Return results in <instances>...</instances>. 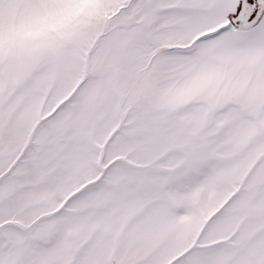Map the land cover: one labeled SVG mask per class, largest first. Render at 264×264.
<instances>
[{
  "label": "rangeland",
  "instance_id": "obj_1",
  "mask_svg": "<svg viewBox=\"0 0 264 264\" xmlns=\"http://www.w3.org/2000/svg\"><path fill=\"white\" fill-rule=\"evenodd\" d=\"M163 1L0 0V264H264V16Z\"/></svg>",
  "mask_w": 264,
  "mask_h": 264
},
{
  "label": "crops",
  "instance_id": "obj_2",
  "mask_svg": "<svg viewBox=\"0 0 264 264\" xmlns=\"http://www.w3.org/2000/svg\"><path fill=\"white\" fill-rule=\"evenodd\" d=\"M236 5L237 0H164L161 10L163 13L171 15L173 30L188 31L185 34H178V36L185 37L211 36L213 35L211 32L227 30L231 32L247 31L261 21L264 16L263 9L252 26L244 29L238 28L230 20Z\"/></svg>",
  "mask_w": 264,
  "mask_h": 264
},
{
  "label": "water",
  "instance_id": "obj_3",
  "mask_svg": "<svg viewBox=\"0 0 264 264\" xmlns=\"http://www.w3.org/2000/svg\"><path fill=\"white\" fill-rule=\"evenodd\" d=\"M255 1L237 0L236 9L230 16L234 26L244 29L252 26L257 21L264 9V2L261 0Z\"/></svg>",
  "mask_w": 264,
  "mask_h": 264
},
{
  "label": "trees",
  "instance_id": "obj_4",
  "mask_svg": "<svg viewBox=\"0 0 264 264\" xmlns=\"http://www.w3.org/2000/svg\"><path fill=\"white\" fill-rule=\"evenodd\" d=\"M247 1H249V2H251V1L256 2L255 0H247ZM261 1L264 2V0H261ZM256 4H257V3H256ZM257 10H258V8H257Z\"/></svg>",
  "mask_w": 264,
  "mask_h": 264
}]
</instances>
